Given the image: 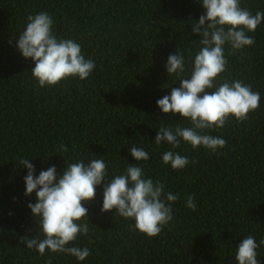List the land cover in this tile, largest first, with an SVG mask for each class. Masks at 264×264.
<instances>
[{"label": "trees", "instance_id": "1", "mask_svg": "<svg viewBox=\"0 0 264 264\" xmlns=\"http://www.w3.org/2000/svg\"><path fill=\"white\" fill-rule=\"evenodd\" d=\"M240 4L253 14L264 11V0ZM40 11L51 15L58 37L78 41L85 58L95 60L88 78L38 86L34 61L22 56L16 42L26 17ZM203 13L200 0H0V264H46L49 258L51 264H238L239 241L248 234L257 243L264 238V22L248 33L254 45L230 56L225 45L228 65L218 80L241 79L261 96L247 120L230 117L224 128L208 130L224 138L226 147L213 153L182 142L173 150L196 163L174 170L162 161L171 145L154 143L162 126H190L179 115L164 114L156 102L180 86L166 71L170 54L182 52L190 69L189 57L201 47L192 23ZM61 143L67 152L58 151ZM133 146L150 158L135 161ZM21 158L30 159L36 175L50 166L62 174L67 163L80 160L103 159L109 176L129 163L142 165L146 178L179 194L173 220L149 238L115 209L101 212L100 185L84 205L88 236L69 245L88 247L91 255L79 261L46 250L41 256L21 243V237L43 238L28 207L36 196L25 195ZM186 194L195 196L194 211ZM257 251L264 264V245Z\"/></svg>", "mask_w": 264, "mask_h": 264}, {"label": "clouds", "instance_id": "2", "mask_svg": "<svg viewBox=\"0 0 264 264\" xmlns=\"http://www.w3.org/2000/svg\"><path fill=\"white\" fill-rule=\"evenodd\" d=\"M200 3L204 13L194 20L192 31L200 36L201 47L194 58L189 57L190 69H186L182 52L168 56L166 71L169 76H177L180 86L172 87L170 94L156 102L164 114L179 115L190 122V126L176 123L174 127L162 126L157 131L154 143L171 145V149L163 152L162 161L174 170L196 163L173 150L182 142L192 149L203 147L218 153L226 147L227 141L209 134L208 130L224 128L230 117L243 122L260 106V93L253 91L251 84L241 79L218 78L227 70L225 45L230 46L229 56L254 45L255 39L248 33L255 32L264 22V11L253 14L241 7L240 0H200ZM53 24L47 11L29 14L16 42L22 56L34 61L31 73L38 86H55L74 77L88 78L96 67L95 60L85 58L78 41L58 37ZM186 71L190 72L189 76L184 75ZM209 89L214 91H207ZM58 151L67 152L68 148L61 143ZM129 151L137 162L150 158L143 147L133 146ZM20 164L27 169L25 195L35 192L36 196V202L29 203L28 207L33 217L39 218L43 234V238L21 237V243L41 256L46 250L68 254L79 261L91 255L88 247L69 245L89 234V210L84 205L95 199L97 186L103 185L101 212L115 209L117 217L134 221L130 228L149 238L159 235L173 220L172 204L180 198L178 193L165 192L162 181L146 178L139 164L129 163L123 173L112 176L103 159L65 163L59 175L55 166L36 175L34 164L27 158H21ZM186 206L193 211L196 209L194 194H186ZM261 245L264 238L257 243L253 235L244 236L236 246L235 260L238 264H260L257 249ZM46 264H51V258Z\"/></svg>", "mask_w": 264, "mask_h": 264}]
</instances>
